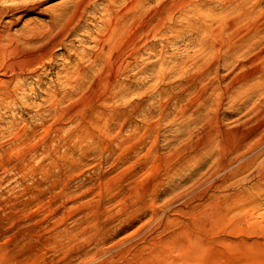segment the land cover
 I'll use <instances>...</instances> for the list:
<instances>
[{"label": "rangeland", "instance_id": "374dc122", "mask_svg": "<svg viewBox=\"0 0 264 264\" xmlns=\"http://www.w3.org/2000/svg\"><path fill=\"white\" fill-rule=\"evenodd\" d=\"M69 1L19 14L11 32H45ZM191 2L161 11L159 33L131 17L93 63L108 19L96 0L75 30L63 16L48 56L19 40L1 62L0 264H264V96L232 103L227 82L206 84L204 23L225 0Z\"/></svg>", "mask_w": 264, "mask_h": 264}, {"label": "bare ground", "instance_id": "6f19581e", "mask_svg": "<svg viewBox=\"0 0 264 264\" xmlns=\"http://www.w3.org/2000/svg\"><path fill=\"white\" fill-rule=\"evenodd\" d=\"M45 1L46 0H10V1H5L0 5V64L1 62H4V59L6 60V58L8 57L7 54L10 52V50L17 47L19 40L25 43L26 45L39 43V45H37L39 47V50H37L38 54L37 53L35 54L41 57L42 59L48 56L49 50L52 49V47L61 45L63 38H61V35L56 28H58L63 16L66 15L74 16L75 18V22L73 23L74 28L72 26L71 27L73 28V30H75V28L79 25L78 23L82 21V18L84 17L86 11L93 7L96 0H70L69 2L66 3V5L60 7V12L58 14H55L54 17H52L50 21L51 27H48L49 29L47 30L44 29L45 32H42L39 35L34 33H28L17 36L16 33L11 32L12 26L15 25L16 22L21 18V15L19 14L30 13L39 10L41 5ZM106 1L107 3H105L106 5L103 9V12L106 14L108 19L107 18L101 19L100 21L104 26V28L103 30L98 29L99 33L95 45L96 50L91 55L92 62L93 61L95 62L96 60L99 61L101 57H104V55L110 53L114 47H117V44L120 42L122 38V35L126 32L125 31L126 22L130 20L131 17L136 15L137 16L145 15L146 17H145L144 27L148 28V32L150 30L152 33H156V32L159 33V31L162 29V26L158 23L157 21L158 18L156 20V17L161 13V11L162 13L173 16L172 14L176 12L187 14L190 10H192L191 0H167L168 4L166 3L163 4L161 8L152 7V9L149 10L146 9L145 7L146 2H143V0H126L124 1V4L121 10L119 11H114L112 9L113 8L112 3L114 0H106ZM58 9L59 8H57V10ZM209 21L210 23L208 25H207L208 22L204 23V50L208 52L209 56L212 58L216 66L214 67L213 72H210L208 67L206 68L204 65V81L205 79L207 80L206 84L211 86L212 91L220 92L221 90H223V89L220 90V86L222 87V84L220 85L218 83L227 82L226 90L224 91V94L226 92H229L228 97H230L232 103L236 101L235 99L238 93L239 94L243 93L244 95H248L252 93L258 97L264 96V0H257L255 2L252 1L249 2V0H225V4L221 5L220 11L217 14H215L214 17ZM62 22H64V20ZM46 31H48V33H46ZM32 46L34 47L35 45ZM220 70L221 71L225 70L226 73L220 75L219 74ZM238 71H245V74L241 77L244 80V84H242L240 91L233 89L237 83H240L239 80L240 78L237 76ZM1 79L0 82H2ZM245 81H250V82H245ZM259 102L262 103L261 101ZM252 111L253 110L251 109V112ZM204 129L205 131H207L206 128ZM259 168L260 169L256 171V175L254 174L255 176L264 175V164H262ZM262 219L260 221V224L264 225V220ZM256 224H258V222ZM260 229H262V227Z\"/></svg>", "mask_w": 264, "mask_h": 264}]
</instances>
